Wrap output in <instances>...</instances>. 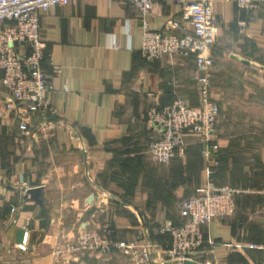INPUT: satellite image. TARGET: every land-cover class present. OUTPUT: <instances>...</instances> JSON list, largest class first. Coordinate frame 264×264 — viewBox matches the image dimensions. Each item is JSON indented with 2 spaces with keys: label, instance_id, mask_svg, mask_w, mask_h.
Masks as SVG:
<instances>
[{
  "label": "crops",
  "instance_id": "1",
  "mask_svg": "<svg viewBox=\"0 0 264 264\" xmlns=\"http://www.w3.org/2000/svg\"><path fill=\"white\" fill-rule=\"evenodd\" d=\"M213 11L218 23L208 70L212 84L223 72L250 79H238L230 93L235 97L220 107L214 181L245 190L235 196L234 214L204 227L205 242L190 259L258 264L262 251L248 244L264 239V7L247 12L233 1L214 0ZM170 17L180 18V5L153 0L146 16L149 27L162 29ZM39 27L46 42L42 68L57 114L34 117L27 130L18 127L13 111L0 116V264H130L116 249L55 252L66 238L102 222L111 225L116 240L154 224V254L161 258L159 249L168 239L157 228L167 220L180 224L175 202L195 196L204 181L205 162L191 150L197 147L195 138L186 137L181 155L154 164V199L119 173L137 169L142 180L138 163L150 160L151 130L144 117L149 105H164L177 96L198 102L194 57L146 61L140 52L139 14L129 0H71L42 12ZM3 91L0 84V109ZM194 155L195 164L190 162ZM125 157L132 160L129 166L123 164ZM192 169L202 172L196 180ZM24 183L40 187V202L25 195ZM127 184L128 193H122Z\"/></svg>",
  "mask_w": 264,
  "mask_h": 264
},
{
  "label": "built area",
  "instance_id": "2",
  "mask_svg": "<svg viewBox=\"0 0 264 264\" xmlns=\"http://www.w3.org/2000/svg\"><path fill=\"white\" fill-rule=\"evenodd\" d=\"M71 0H0V84L3 87V109L13 111L18 127L27 130L34 117L52 116L57 110L51 104L48 92L51 86L42 68L46 42L39 27L42 12L51 6H64ZM214 0H173L180 5V18L170 17L162 29L149 27L146 16L153 0H129L137 9L142 25L140 52L149 62L162 57L192 55L198 74L195 76L199 99L192 104L186 97L177 96L172 102L151 104L144 117L150 128L148 154L155 162H168L181 155L187 145L186 137H194L205 162L204 181L195 196L177 204L183 221L174 224L168 220L158 229L167 236L163 257L156 258L154 244L144 243L143 230L129 240L111 236V225L102 222L66 238L55 252L62 254L75 250L109 253L116 249L129 257L130 264H167L182 261L205 242L204 227L212 220L231 215L235 210V196L242 187L218 185L214 181L218 165L216 120L220 110L212 96V81L208 70L214 60L210 53L217 36ZM233 1L244 11L264 7V0ZM189 25V28H187ZM238 25L244 27L245 22ZM58 71V70H57ZM24 188H30L24 183ZM144 234V235H143ZM264 236V229H263ZM262 251L258 264H264V239L259 244H248ZM162 252V249H159ZM158 254V252H157Z\"/></svg>",
  "mask_w": 264,
  "mask_h": 264
},
{
  "label": "rangeland",
  "instance_id": "3",
  "mask_svg": "<svg viewBox=\"0 0 264 264\" xmlns=\"http://www.w3.org/2000/svg\"><path fill=\"white\" fill-rule=\"evenodd\" d=\"M238 79H239V81H242L244 83L250 82V79L247 78V77L244 79L243 76H240V77H235V79H233V77L231 75H227L224 72H223V74H221L219 76V79H217L218 82H215L213 80V84H212L213 85L212 86L213 87L212 88L213 94H214V97L216 96L218 98L217 101H218V104H219L220 107H221V105L224 104V102L226 100H228V99H230L232 97H235L233 94H230V93L232 91V86H234V84L238 83L237 82ZM225 84H226V86H225ZM233 93L235 94L236 92H233ZM213 94H212V96H213ZM223 94H225L224 97H221L220 95H223ZM52 116H55V115H52ZM52 116H47V117H52ZM191 150H192V154L193 153L194 154L198 153V148L195 145H193V149H191ZM148 156H149V154H148ZM149 158H150V156H149ZM194 158L195 159H190V162H192L193 164L198 163L199 162L198 157L196 158V155H194ZM203 161H204V159H203ZM131 162H132V160L129 157H125L124 160H123V164H125L126 166H129L131 164ZM168 162L161 163V162H155L151 158H150V160L144 158V159L141 160L140 163H138V164H141V166L143 168L142 170H144L143 171V175L141 177L142 180H140V178H139V176L141 175L142 172L137 170V169H136V171H129V170L120 171L119 177L120 176L125 177V179H127L128 182H130L132 187H134V185L140 183L137 186V190L141 189L144 192H146V190H148L149 195L146 192L148 198L154 199V180H158V178L156 177L157 174L154 175V164H157V166H158L160 164H165V163H168ZM192 163H189L190 168L193 167ZM189 173H190L191 177L195 179V178L200 177L202 172H198L197 169L196 170L192 169V170L189 171ZM203 176H204V170H203ZM173 178L176 180V182H178L181 179L180 176H173ZM122 180H124V179H122ZM225 185H230V184H225ZM121 187L122 188H120V190L122 191V193H128V191H129V185L128 184L126 186H121ZM130 191H131V188H130ZM186 197L187 196L180 197L179 199H177V201L175 202L176 206H177L178 202H180L183 198H186ZM112 206H115V205H112ZM163 223H164V221H162L160 226ZM159 227L157 229H159ZM141 230H143V233L145 232V230L147 231V234H145L146 236L144 238H142V241L144 243L148 242L149 244H154V239L152 238V235L154 234V224L152 226H150L149 228H147L146 226H142V229H140L138 231H141ZM137 234H139V233H137ZM139 236H141V233L139 234ZM127 240H129V239H127ZM165 245H166V243L163 246H161V249H162L161 256L162 257H163V247Z\"/></svg>",
  "mask_w": 264,
  "mask_h": 264
},
{
  "label": "water",
  "instance_id": "4",
  "mask_svg": "<svg viewBox=\"0 0 264 264\" xmlns=\"http://www.w3.org/2000/svg\"><path fill=\"white\" fill-rule=\"evenodd\" d=\"M40 193H41V189L40 187H30L28 189H26L25 195H31L34 196V198L40 202ZM178 261V260H175ZM181 262L187 263V264H203L201 262L195 261L190 259L189 257H186L184 260H182Z\"/></svg>",
  "mask_w": 264,
  "mask_h": 264
},
{
  "label": "trees",
  "instance_id": "5",
  "mask_svg": "<svg viewBox=\"0 0 264 264\" xmlns=\"http://www.w3.org/2000/svg\"><path fill=\"white\" fill-rule=\"evenodd\" d=\"M194 138V137H193ZM196 141V140H195ZM196 145H197V148H198V151H199V145L197 144V142H196ZM200 153V152H199ZM218 158H219V160H218V165L216 166V170L218 169V166H219V163H220V154H218ZM215 180V179H214ZM231 186H235V185H231ZM189 198V197H188ZM183 199H185V198H183ZM235 210H236V199H235ZM235 210H234V212H235ZM234 212L232 213V214H234ZM231 214V215H232ZM227 216H230V215H227ZM224 217H226V216H223V217H220V218H224ZM261 260V259H260ZM259 260V261H260Z\"/></svg>",
  "mask_w": 264,
  "mask_h": 264
}]
</instances>
